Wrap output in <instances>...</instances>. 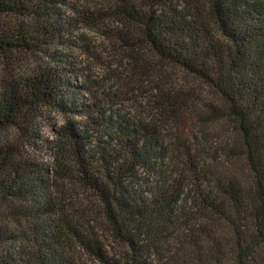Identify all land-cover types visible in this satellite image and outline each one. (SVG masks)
I'll return each instance as SVG.
<instances>
[{"label": "trees", "instance_id": "trees-1", "mask_svg": "<svg viewBox=\"0 0 264 264\" xmlns=\"http://www.w3.org/2000/svg\"><path fill=\"white\" fill-rule=\"evenodd\" d=\"M103 1L133 40L220 97L238 152L210 165L152 123L82 98L64 54L93 15L78 0H0V60L43 61L0 84V133L25 135L42 108L65 119L51 173L0 148V264H75L76 249L97 264H264V0ZM66 178L99 205L111 248L66 216Z\"/></svg>", "mask_w": 264, "mask_h": 264}, {"label": "rangeland", "instance_id": "rangeland-1", "mask_svg": "<svg viewBox=\"0 0 264 264\" xmlns=\"http://www.w3.org/2000/svg\"><path fill=\"white\" fill-rule=\"evenodd\" d=\"M78 5L93 15L88 16L87 25L74 32L71 38L74 44L64 54L69 56L72 68L79 70L73 78L74 84L85 85L91 93L82 94V98L88 102L92 98L101 104L105 102L112 115L152 123L162 139L183 142L196 154L208 157L206 163L210 165L212 159L219 158L217 164H224L225 154L238 152L236 133L229 120L223 118L222 101L213 90L195 77L161 62L142 43L133 40V33L112 18V4L103 0H78ZM63 13L73 17L68 10ZM42 64L37 58L17 69L0 60V84L33 75ZM75 115L71 121L85 123L82 112L75 111ZM24 123L30 124L25 135L14 128L0 133V148L9 145L17 155L47 167L51 173L53 146L65 119L57 111L42 108ZM231 161L238 171H243L238 159ZM58 185L62 192H57L56 199L68 219L75 221L82 232L86 230L111 248L112 236L99 205L72 179L66 178ZM3 248L7 249L0 247V251ZM72 256L75 264H97L78 249Z\"/></svg>", "mask_w": 264, "mask_h": 264}]
</instances>
